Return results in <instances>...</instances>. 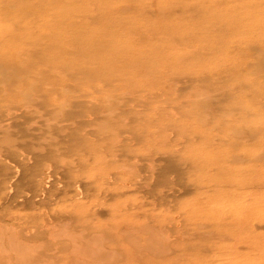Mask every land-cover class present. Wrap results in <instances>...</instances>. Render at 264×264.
Instances as JSON below:
<instances>
[{
  "label": "rangeland",
  "instance_id": "rangeland-1",
  "mask_svg": "<svg viewBox=\"0 0 264 264\" xmlns=\"http://www.w3.org/2000/svg\"><path fill=\"white\" fill-rule=\"evenodd\" d=\"M0 264H264V0H0Z\"/></svg>",
  "mask_w": 264,
  "mask_h": 264
}]
</instances>
